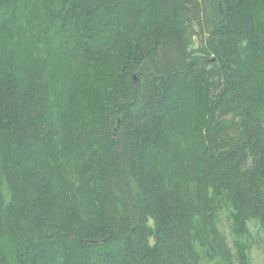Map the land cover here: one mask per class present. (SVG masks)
<instances>
[{"label": "trees", "instance_id": "trees-1", "mask_svg": "<svg viewBox=\"0 0 264 264\" xmlns=\"http://www.w3.org/2000/svg\"><path fill=\"white\" fill-rule=\"evenodd\" d=\"M264 237V0H0V264H249Z\"/></svg>", "mask_w": 264, "mask_h": 264}, {"label": "rangeland", "instance_id": "rangeland-1", "mask_svg": "<svg viewBox=\"0 0 264 264\" xmlns=\"http://www.w3.org/2000/svg\"><path fill=\"white\" fill-rule=\"evenodd\" d=\"M252 231L255 243L249 253V264H264V237L257 227Z\"/></svg>", "mask_w": 264, "mask_h": 264}]
</instances>
